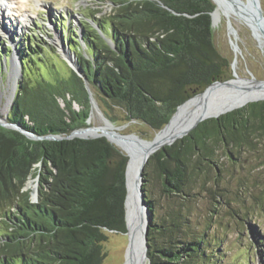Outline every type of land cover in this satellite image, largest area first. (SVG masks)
<instances>
[{
  "label": "trees",
  "instance_id": "obj_1",
  "mask_svg": "<svg viewBox=\"0 0 264 264\" xmlns=\"http://www.w3.org/2000/svg\"><path fill=\"white\" fill-rule=\"evenodd\" d=\"M96 1L113 5L108 18L96 19L99 10L91 14L104 36L82 17L85 47L77 31L66 40L89 91L72 69L62 74L40 59L46 47L35 42V35L18 51L19 80L0 118L41 138L0 125V264H107L108 234L126 231L125 152L104 136L45 138L88 126L90 93L105 108L118 107L124 120L156 132L181 103L213 81L231 77L232 55L214 42L212 0ZM7 51L0 50V61ZM40 64L46 73L28 75ZM103 113L111 122L118 120ZM262 143L264 101H255L202 121L150 156L142 185L150 213V264H204L212 244L179 208L160 214L151 183L163 198L185 196L192 172L214 164L217 145L240 151ZM34 177L36 201L32 189L24 188Z\"/></svg>",
  "mask_w": 264,
  "mask_h": 264
},
{
  "label": "rangeland",
  "instance_id": "obj_2",
  "mask_svg": "<svg viewBox=\"0 0 264 264\" xmlns=\"http://www.w3.org/2000/svg\"><path fill=\"white\" fill-rule=\"evenodd\" d=\"M3 4L0 5V27L6 24L9 35L0 33V50L8 49L7 58L0 61V116L6 113L14 84L19 80L17 57L12 53V46L20 51L27 47L26 39L35 35V42L46 47L40 59L53 64L60 73H67L71 68L57 51L62 45L59 35L62 36L63 43H66L69 35L81 29L79 21L82 17H87L88 22H95L91 14L99 10L98 14H94L96 19L108 18L113 11L112 4L96 0H26L24 3L21 0H5ZM20 4L21 7L18 6ZM22 14L29 15L26 22L22 21ZM230 19L240 33L238 41L242 56L239 55L237 59V74L248 77L251 72L256 78L264 79V47L242 21L235 16H230ZM218 24L213 35L215 45L222 53L230 56L232 51L228 45L223 14ZM9 29H15L16 33ZM33 48L37 49L34 45ZM33 48L28 51H31L30 57L34 52ZM13 55L16 57L13 63L17 70L11 76L14 70L11 66ZM40 66L41 69L33 65V71L29 70L28 75L32 77L36 70L46 73L45 67ZM97 105L103 115L104 111L118 118L112 123L122 126V133H134L148 140L153 138L154 130L141 122L124 120L118 107L112 106L109 110L103 103L97 102ZM92 113L95 115L92 120L90 117V125H102L101 113L95 107ZM217 146L212 155L214 164L211 167L201 164L199 170L192 172L191 183L186 189L187 195L163 198L157 184L151 183L150 189L158 199V211L162 214L169 207L179 208L189 216V223L194 231L207 235L212 244L205 252L207 256L204 264H264V143L255 150L240 151ZM35 178L38 180L37 177L30 178L26 187L31 188L32 193L37 183ZM103 246L107 264H123L126 234L109 233Z\"/></svg>",
  "mask_w": 264,
  "mask_h": 264
},
{
  "label": "water",
  "instance_id": "obj_3",
  "mask_svg": "<svg viewBox=\"0 0 264 264\" xmlns=\"http://www.w3.org/2000/svg\"><path fill=\"white\" fill-rule=\"evenodd\" d=\"M212 1L215 4L213 10L210 12L211 25L213 28H216V26L219 25L218 23L221 20L222 14L226 20L228 45L232 51L230 78L213 81L203 91L191 96L186 101L181 103L176 108L169 121L161 129L157 130L153 138L150 140L144 139L134 133H122L120 131L122 126H115L105 115L102 114L91 93L89 94L91 111L87 118V123H90L92 109L95 107L98 110V113H101L102 115V125L93 126L89 124L86 127L73 130L67 136H45V138L49 139L104 136L109 141L120 147L127 155L128 160L125 170L126 196L124 200L126 231L123 233L127 235V246L125 249L123 264H142L143 261H145L146 264H150L147 240L150 213L142 188L143 171L150 156L157 150L165 146L172 145L177 140L182 139L194 128H196L199 123L206 119L218 118L221 115L243 107L250 102L264 101V79L256 78L251 72H249L248 77H241L236 72L237 59L239 55L242 56V50L238 41L240 35L239 30L230 19V16H235L242 21L250 29L252 36L257 40V42L264 47V0ZM219 5L221 6V12L217 14ZM89 22L95 29H97L100 35L104 36L95 22L91 20ZM77 33L80 45L85 47L81 36V29H78ZM59 39L62 44L60 46L65 48V51L63 50V52L58 48L57 51L60 57L68 63L69 67L75 71L77 75L84 79L86 88L89 91L84 71L78 63L75 53L73 51L72 53L69 51L70 49L67 43L64 42L66 44L64 45V40L61 35H59ZM107 41L111 44L110 39H107ZM54 43L56 44L55 41ZM17 69L20 76L19 58L17 62ZM12 96L9 103L12 100ZM189 103L193 106L190 110L186 109V105ZM0 125L17 129L30 138H41L33 133L26 132L18 124L8 122L4 118H0ZM131 163L135 165L136 173L133 179V191L129 194L128 168ZM27 183L24 188L28 186ZM37 196L38 190L36 183L34 191L31 193V199L36 201ZM129 198L132 200L133 207L132 221H129L127 211V202ZM131 227H133L132 232L130 230Z\"/></svg>",
  "mask_w": 264,
  "mask_h": 264
},
{
  "label": "bare ground",
  "instance_id": "obj_4",
  "mask_svg": "<svg viewBox=\"0 0 264 264\" xmlns=\"http://www.w3.org/2000/svg\"><path fill=\"white\" fill-rule=\"evenodd\" d=\"M4 1H5V0H4ZM4 1H3V2H4ZM25 1H26V0H21V3H22V2L24 3ZM3 2H0V5H1V4L4 5ZM15 6H17V5H15ZM15 6H12V7H15ZM18 6L21 7V4L18 5ZM18 6H17V7H18ZM18 9H19V8H18ZM12 11H13V10H12ZM19 11H21V9H19ZM220 12H221V6L219 5V7H218V9H217V14H219ZM3 15H4V14H3ZM22 15H23V17L21 18L22 21H23V22H26V21L29 19V15H28V16L25 15L26 17L24 16V14H22ZM22 15H21V16H22ZM17 24H19V23H17ZM56 36H57V35H56ZM57 37H58V36H57ZM54 40H55V38H54ZM59 49H60L62 52H63V50H64L61 46L59 47ZM14 58H16L15 55H13V57H12V65H11V66L13 67L14 70L11 72V76L14 75L15 72H16V70H17L16 67H15L16 64L13 63V61H15ZM236 64H238V62H237ZM11 96H12V94L10 95L9 98H11ZM8 106H9V104L7 105V107H8ZM192 108H193V106H192L190 103L186 105V109L190 110V109H192ZM94 115H95V114L92 113V115H91V120L94 118ZM0 117H1V116H0ZM135 173H136L135 165L131 163V164L129 165V168H128V186H129V194L133 191V179H134ZM132 208H133V207H132V200L129 198V199H128V202H127V211H128V218H129V221H132V220H131V219H132V213H133V212H132ZM132 228H133V227H131V229H130L131 232H132ZM142 264H146L145 261H143Z\"/></svg>",
  "mask_w": 264,
  "mask_h": 264
},
{
  "label": "clouds",
  "instance_id": "obj_5",
  "mask_svg": "<svg viewBox=\"0 0 264 264\" xmlns=\"http://www.w3.org/2000/svg\"><path fill=\"white\" fill-rule=\"evenodd\" d=\"M0 2H3V0H0Z\"/></svg>",
  "mask_w": 264,
  "mask_h": 264
}]
</instances>
